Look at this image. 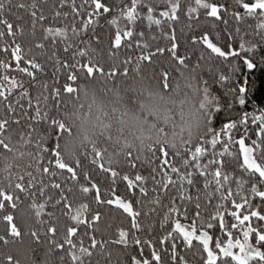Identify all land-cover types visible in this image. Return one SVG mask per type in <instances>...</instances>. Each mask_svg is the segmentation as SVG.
Returning <instances> with one entry per match:
<instances>
[{
  "label": "snow or ice",
  "instance_id": "obj_1",
  "mask_svg": "<svg viewBox=\"0 0 264 264\" xmlns=\"http://www.w3.org/2000/svg\"><path fill=\"white\" fill-rule=\"evenodd\" d=\"M0 264H264V0H0Z\"/></svg>",
  "mask_w": 264,
  "mask_h": 264
}]
</instances>
